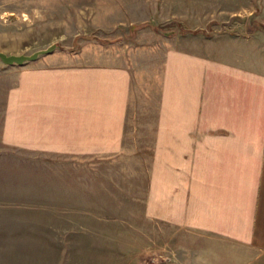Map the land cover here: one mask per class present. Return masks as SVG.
<instances>
[{
    "label": "crops",
    "instance_id": "obj_1",
    "mask_svg": "<svg viewBox=\"0 0 264 264\" xmlns=\"http://www.w3.org/2000/svg\"><path fill=\"white\" fill-rule=\"evenodd\" d=\"M139 3L163 9L170 2L37 0L54 14L71 8L86 14L89 7L99 13L90 17L96 28L115 27L107 18ZM174 12H161V21H176ZM193 45L165 48L153 67L144 214L225 246L230 257L264 264V34L225 31ZM123 47L120 59L106 62L50 63L37 56L20 64L5 96L1 141L68 156L119 151L138 67ZM143 55L148 65L150 55Z\"/></svg>",
    "mask_w": 264,
    "mask_h": 264
},
{
    "label": "rangeland",
    "instance_id": "obj_2",
    "mask_svg": "<svg viewBox=\"0 0 264 264\" xmlns=\"http://www.w3.org/2000/svg\"><path fill=\"white\" fill-rule=\"evenodd\" d=\"M169 2L163 9L139 3L110 15L115 27L96 28L90 17L99 13L86 6V14L72 8L54 14L37 0H0V51L28 54L58 38L40 60L106 62L120 59L125 46L124 54L133 52L131 62L138 64L119 151L41 153L7 145L0 136V264H255L253 258L230 257L225 246L205 237L147 217L144 195L158 78L153 67L160 52L193 49L225 31L264 34V0ZM163 11H175L176 21H161ZM133 17L146 21L127 25ZM226 47L232 51L231 44ZM144 53L152 60L148 65ZM19 66L0 61V131L6 92Z\"/></svg>",
    "mask_w": 264,
    "mask_h": 264
},
{
    "label": "water",
    "instance_id": "obj_3",
    "mask_svg": "<svg viewBox=\"0 0 264 264\" xmlns=\"http://www.w3.org/2000/svg\"><path fill=\"white\" fill-rule=\"evenodd\" d=\"M57 46L56 42L48 44L44 48L36 49L28 54L25 53H5L0 51V61L5 64H22L25 61L33 60L40 54L51 51Z\"/></svg>",
    "mask_w": 264,
    "mask_h": 264
}]
</instances>
